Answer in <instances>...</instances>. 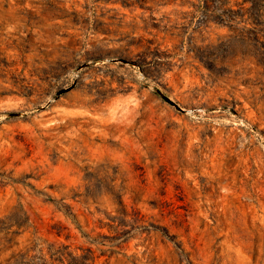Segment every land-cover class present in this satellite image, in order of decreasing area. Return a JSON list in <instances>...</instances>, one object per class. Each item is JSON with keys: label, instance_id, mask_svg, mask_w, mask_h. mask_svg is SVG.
<instances>
[{"label": "rangeland", "instance_id": "rangeland-1", "mask_svg": "<svg viewBox=\"0 0 264 264\" xmlns=\"http://www.w3.org/2000/svg\"><path fill=\"white\" fill-rule=\"evenodd\" d=\"M0 264H264V0H0Z\"/></svg>", "mask_w": 264, "mask_h": 264}]
</instances>
